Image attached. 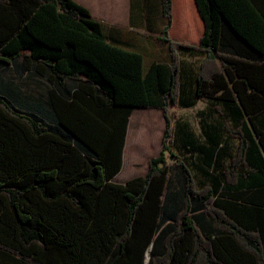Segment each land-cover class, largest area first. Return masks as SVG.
Returning <instances> with one entry per match:
<instances>
[{"label": "trees", "instance_id": "16d2710c", "mask_svg": "<svg viewBox=\"0 0 264 264\" xmlns=\"http://www.w3.org/2000/svg\"><path fill=\"white\" fill-rule=\"evenodd\" d=\"M141 2L123 31L74 0H0V67L50 85L46 106L25 108L0 82V264H264V0H193L197 45L170 39L172 0H157L167 54L148 64ZM198 99L224 107L236 142L220 165L218 130L202 143L181 131L199 185L167 115ZM133 108L162 110V147L143 176L114 183Z\"/></svg>", "mask_w": 264, "mask_h": 264}, {"label": "crops", "instance_id": "0c3cea01", "mask_svg": "<svg viewBox=\"0 0 264 264\" xmlns=\"http://www.w3.org/2000/svg\"><path fill=\"white\" fill-rule=\"evenodd\" d=\"M75 2L79 3L80 5L84 6L88 9L91 16L95 19H98L104 23H106L108 26H111L113 28H119L123 31H129L132 29L131 26V18L132 21L136 20L137 17H140L142 14H140L142 2L141 0H74ZM149 11L150 16L149 25L151 28L153 27V31H147L142 30L145 32L146 35H148L149 39H141L142 41V47L144 49H141L140 51L143 53L144 56V63L148 64L153 60H156L158 58H163L166 56V47L160 42L157 41L156 38L158 36V29L160 27V23L162 22L160 17L158 19V3L157 0H152V2L149 3ZM134 8V14H132L131 17V9ZM172 23L171 26L174 27V22L176 20V26L175 30L172 32L169 36L171 40L179 42V43H185V44H194L197 45L198 37L200 34H197L193 30H195L192 26L194 24V27L199 22V17L197 15V12L195 10V5L193 0H172ZM176 18V19H175ZM193 31L194 38L191 36ZM161 55V56H158ZM182 55H185V57L188 55L186 53L181 54V59L183 58ZM202 58L201 55H197ZM186 63L192 62V60H184ZM198 65V64H197ZM196 65V66H197ZM30 74L34 76L35 80H37L38 84L36 86V89H30L29 86L26 83H21L18 91H19V97H20V106L28 108L29 106H46L48 103L47 99V91L50 89V85H48L43 77L34 74L33 72L29 71L26 72L24 75ZM22 74V73H21ZM23 75V76H24ZM0 82H2V79H0ZM12 84V83H11ZM13 86V84H12ZM15 87V86H13ZM68 89L72 90L74 88L73 85L67 86ZM181 89L188 92L192 89V86L189 82H186V84L183 85V81L181 80ZM190 95L186 94L183 98L184 100L191 101ZM205 101L209 110L210 105L208 103L207 99H198L193 103V105L184 107L180 105L181 108L188 109L195 107L199 102ZM179 105V104H176ZM137 109L141 108H133L131 111V114L128 119H140L143 116V111ZM159 110V108H156ZM155 119H158L157 116H155ZM144 125H146L144 123ZM129 129V121L127 125V131L125 135V140L123 144L122 149V162L120 170L115 174L111 181L114 183H124L128 179L135 177V176H143L148 168L147 161L151 157H155L159 154L160 150L157 154L150 153L143 158H145V166L142 169L134 170V168L137 167V162L141 161L140 158L142 157H135L134 154V148H135V140L134 137L130 136V133L128 132ZM164 131V129H163ZM162 131V134H163ZM155 144L152 145V150L154 151ZM120 177V179H118ZM116 180H120L119 182Z\"/></svg>", "mask_w": 264, "mask_h": 264}, {"label": "rangeland", "instance_id": "374dc122", "mask_svg": "<svg viewBox=\"0 0 264 264\" xmlns=\"http://www.w3.org/2000/svg\"><path fill=\"white\" fill-rule=\"evenodd\" d=\"M173 12V10H172ZM176 19V18H175ZM176 20L174 22V27L170 26L168 35H171V31L175 30ZM194 32L197 34H201L202 32V23L199 20L198 24L194 27L192 24ZM192 37L194 38L195 34ZM182 59L192 60L195 65L199 63L201 60L199 56H191L182 55ZM0 79L4 81L11 82L13 86L19 89L21 83H26L30 89L35 90L38 84L37 80H35L34 76L30 75H19L18 72L14 71L11 66H3L0 67ZM185 79L182 75V80ZM23 85V84H22ZM21 85V86H22ZM218 110H220L223 115L225 114V109L222 105H216ZM211 109V106H210ZM142 110L143 117L140 119H129V129L131 137H134L135 140V148L134 154L135 157L139 156L141 161L137 162V167L134 170L142 169L145 166V158L143 156L152 153L157 154L161 149V138L162 131L164 129V117L161 109L157 110L156 108H141L137 109V111ZM167 115L170 118L171 126L174 125V138L172 143V152L177 155L180 159L184 160L190 167L193 173V176L196 180V183L199 185L200 180L202 179V175L199 171H197L194 166L190 163V153L187 152L182 146L181 140V131L189 132L196 139L197 143H202L205 140V131L210 127L215 128L221 134V142L223 144L229 145L228 155L219 161L220 165H223L228 162L230 156L233 154L236 142L233 139L227 137V134L223 128L225 123H230L229 119H224V116L220 114L216 110H209L205 101L199 102L195 107L184 109L181 108L180 105H172L170 104L167 108ZM155 116L158 119H155ZM226 117V116H225ZM144 123L146 125H144ZM155 144L154 151L152 150V145ZM167 162L169 164L173 163L174 159L167 154ZM144 165V166H143ZM120 179V177L118 178ZM120 181V180H116Z\"/></svg>", "mask_w": 264, "mask_h": 264}, {"label": "water", "instance_id": "95a60500", "mask_svg": "<svg viewBox=\"0 0 264 264\" xmlns=\"http://www.w3.org/2000/svg\"><path fill=\"white\" fill-rule=\"evenodd\" d=\"M147 260H148V256L146 257L145 261H147Z\"/></svg>", "mask_w": 264, "mask_h": 264}]
</instances>
